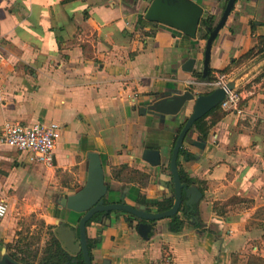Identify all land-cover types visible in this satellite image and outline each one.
<instances>
[{
  "label": "crops",
  "instance_id": "crops-1",
  "mask_svg": "<svg viewBox=\"0 0 264 264\" xmlns=\"http://www.w3.org/2000/svg\"><path fill=\"white\" fill-rule=\"evenodd\" d=\"M197 1L215 16L216 25L226 0ZM146 4L0 0V139L8 120L62 126L52 168L32 163L27 152L0 142V200L11 210L36 205L49 192L61 196L81 188L87 178V154L94 149L102 155L115 197L129 188L128 203L139 201L140 195L151 207L156 201L174 200L168 196L170 186L161 180L168 182L172 142L192 107L164 125L142 114L141 107L169 88L198 95L217 87L181 69L184 59L196 56L200 64L195 72H201L207 39H189L174 28L153 25L144 18ZM252 21L258 23L256 34ZM259 35H264V0H238L212 46L210 70L217 79L218 71L254 47ZM263 58L254 56L234 67L228 80ZM263 72L264 61L239 80L240 112L226 110L203 138L205 150L192 144L200 136L196 131L184 143L191 156H180V163L203 192L197 205L201 228L188 219L184 229L174 233L169 218H164L144 239L137 222L130 226L125 213L112 212L103 223L87 227L88 238L96 240L94 264L105 259L111 264H249L252 257L264 259V213L259 212L264 208ZM146 146L161 147L164 164L144 161ZM122 164L147 173L148 181L114 178ZM234 196L251 202L227 205L224 215L214 210L215 203L222 206ZM16 226L12 219H0V250H16L11 246Z\"/></svg>",
  "mask_w": 264,
  "mask_h": 264
},
{
  "label": "water",
  "instance_id": "water-1",
  "mask_svg": "<svg viewBox=\"0 0 264 264\" xmlns=\"http://www.w3.org/2000/svg\"><path fill=\"white\" fill-rule=\"evenodd\" d=\"M147 4L143 8L144 18L152 24H163L174 28L183 33L189 39H196L198 28L205 13V9L197 0H146ZM238 0H228L223 14L214 27H208L209 37L207 38L204 59L202 63L203 76L205 80L210 70V59L212 46L225 26L228 17L233 11ZM264 61L260 59L249 66L236 77L230 79L226 86H220L207 94H198L191 90H178L169 88L159 94L150 97L144 106L141 107L142 114H151L159 119L160 124L164 125L168 121H176L188 107H192V112L188 116L185 124L180 129L175 145L170 157V174L167 180L162 179L161 184L168 188L169 182L173 184V191L168 192V196L174 199L171 208L151 212L145 205L126 203L125 194L121 197V202L105 203L108 196V184L104 161L100 152L96 149L90 150L87 154L88 168L87 178L83 187L67 195H61L56 199L58 207L64 208L67 212L79 214L80 219L76 224L57 218L54 234L60 241L62 247L70 254L76 255L80 250L83 253L85 264H94L88 247L87 223L96 213L109 214L112 211H125L135 215L145 221H157L170 218L179 213L182 208L183 199L190 209H194L203 198V192L196 185L187 186L180 178L178 157L184 148L187 137L192 132L195 122L207 114L210 110L219 105L226 97L227 89L235 90L239 80L251 72L256 66ZM200 62L196 56H190L183 60L181 69L186 73H193L198 68ZM192 144L205 150L207 143L201 136H198ZM142 159L151 166L164 164V156L161 147L146 146L142 152ZM78 223V224H77ZM140 236L148 239L153 230L151 223H140L137 225ZM0 264H21L16 261L6 249L0 251ZM102 264H111L109 259H105Z\"/></svg>",
  "mask_w": 264,
  "mask_h": 264
},
{
  "label": "trees",
  "instance_id": "trees-1",
  "mask_svg": "<svg viewBox=\"0 0 264 264\" xmlns=\"http://www.w3.org/2000/svg\"><path fill=\"white\" fill-rule=\"evenodd\" d=\"M228 0H226L225 5ZM216 22V18L213 14H209L207 10H205V13L203 15V18L200 22L199 28H198V37L201 39H207L209 37V30L208 27H214ZM155 25V24H153ZM258 23L255 21L251 22V29H252V34H256L257 32V27ZM264 55V35H259L258 36V43L249 49L246 53L241 55L239 58L234 59L232 63L222 69L219 70V74H228L234 67H241L243 66L250 58L254 56H260ZM194 75L196 76L197 79L203 81V72H194ZM262 77H264V72L262 74ZM207 82H215L217 81V76L213 74L211 70H209V73L207 74V77L205 79ZM211 91H208L209 93ZM226 115V110L222 108V102L217 105L215 108L210 110L207 114H205L202 118L198 119L194 126L192 127L193 131H196L202 138H207L210 130L213 128V126L218 123L224 116ZM186 121H183L181 123V128L185 124ZM177 137L173 140L172 146L170 149L169 156H171L172 149L175 145ZM188 152L183 148L180 153L179 157L183 155H187ZM188 156H191V154H188ZM178 157V166H179V173H180V178L183 184H186L187 186H192L193 184L199 183L198 180L191 178L189 172L182 167L180 160ZM167 166L170 169V160L167 162ZM113 177L116 179H120L122 177H126L130 181H137L141 184H144L148 181L149 175L137 168H133L129 166L128 164H122L118 166L114 172H113ZM203 189V188H202ZM141 203H146L148 202V199L141 195V198L139 199ZM241 202H251V200L242 198V197H237L234 196L227 200L222 206L215 203L214 204V210L218 212L220 215L225 214V206L227 205H235ZM174 204V200H166V201H156L154 204L155 207H157L158 211H165L169 208H171ZM183 211L181 213H177L173 217L169 218V231L174 232V233H180L186 224V220H188V217H191L193 219L194 224L198 227L201 228L202 226V220L199 218V213H198V207H194L193 210H191V213L189 216H187V211L188 207L185 206L183 203ZM152 210V208H150ZM259 212L264 213V208H260ZM258 212V213H259ZM118 213V212H117ZM102 213H97L95 214L92 219L88 222L89 224L91 221H100ZM50 227H54L51 225ZM52 237L49 243L45 246L44 248V254L43 257L41 258L39 264H85V259L82 253L78 256V260L75 262H71L68 256V252L62 247L61 243L59 240H57L54 236L53 231L51 232ZM95 246V243L92 241L89 244V251L90 255L92 256L91 250ZM21 252H18L16 250L12 251L13 256L16 259H19L23 264H34L32 261H29L26 257H22L20 255ZM249 264H264V259L258 258V257H252L250 258V263Z\"/></svg>",
  "mask_w": 264,
  "mask_h": 264
},
{
  "label": "built area",
  "instance_id": "built-area-1",
  "mask_svg": "<svg viewBox=\"0 0 264 264\" xmlns=\"http://www.w3.org/2000/svg\"><path fill=\"white\" fill-rule=\"evenodd\" d=\"M227 78V74H222L212 84L216 87H225L229 81ZM241 100L242 95L240 92L236 89H227L226 97L222 101V107L224 110L240 112ZM61 136L62 126L57 122L24 124L22 122L8 120L3 125L0 142L11 148L27 152L32 163L52 168L55 165V150ZM9 209V204L5 200H0V219L8 215Z\"/></svg>",
  "mask_w": 264,
  "mask_h": 264
},
{
  "label": "rangeland",
  "instance_id": "rangeland-1",
  "mask_svg": "<svg viewBox=\"0 0 264 264\" xmlns=\"http://www.w3.org/2000/svg\"><path fill=\"white\" fill-rule=\"evenodd\" d=\"M60 177L62 176L60 175ZM52 196L56 195L49 192L48 195L44 196L45 198L38 199L36 205L14 206L6 216V218L17 222V237L11 246H14L16 251L21 252L22 257H26L34 264H39L44 254V248L51 240V232L54 227L50 226H56L54 215L58 213L56 211L58 204L55 198L59 195L55 198ZM39 200L48 203L43 204ZM179 263L181 264V261Z\"/></svg>",
  "mask_w": 264,
  "mask_h": 264
},
{
  "label": "flooded vegetation",
  "instance_id": "flooded-vegetation-1",
  "mask_svg": "<svg viewBox=\"0 0 264 264\" xmlns=\"http://www.w3.org/2000/svg\"><path fill=\"white\" fill-rule=\"evenodd\" d=\"M106 172V171H105ZM169 173H170V169H169V171H168ZM106 180H107V175H106ZM107 184H108V196L105 198V203H111V202H121V197H122V195H124L125 194V200H126V203H128L127 202V197H129V188L127 189V188H124L125 190L123 191V192H121V193H119L118 194V196L117 197H115L114 195H113V193H112V191H111V187H110V184H109V181L107 180ZM84 185V184H83ZM169 186H170V189H171V191H173V184H172V182H170V184H169ZM83 187V186H82ZM81 187V188H82ZM81 188H79L78 190H80ZM78 190H76V191H78ZM75 191V192H76ZM114 196V197H113ZM131 196V195H130ZM60 197V196H59ZM58 197V198H59ZM140 198H141V195H140ZM139 198V199H140ZM57 199V197L55 198V200ZM185 201H186V199L184 198L183 199V203L185 204ZM148 203V202H147ZM183 203H182V208H181V210L179 211V213H181L184 209H183ZM128 204H131V205H133V206H136V205H145V206H147V210L148 211H151V212H157L158 210H156L154 207H151V205H149V204H146V203H141L140 202V200L138 201H135L134 203H128ZM185 206H186V204H185ZM186 207H188V206H186ZM196 207H198V206H196ZM150 208H152V210H150ZM189 208V207H188ZM155 209V210H154ZM191 210H193V209H188V211H187V216H189L190 215V213H191ZM58 213H56V218H60V219H63V220H66L67 222H70V223H74V224H76V222H78V220L80 219V216L81 215H79V214H75V213H70V212H67L64 208H60V207H58V209L56 210ZM112 212H118V213H125L126 215H127V221L129 222V224H130V226H133V225H135V223L137 222V224L136 225H138V224H140V223H142V222H144V223H151L152 225L156 222V221H145V220H142V219H139V218H137L135 215H133V214H131V213H128V212H125V211H119V210H116V211H112ZM112 212H110L109 214H104V213H102V212H100V213H102L101 214V217H100V221H91V223L92 222H102L103 223V221L104 220H107L108 219V217L110 216V214L112 213ZM97 214V213H96ZM92 219V218H91ZM90 219V220H91ZM188 219H191V217H188ZM89 220V221H90ZM88 221V222H89ZM90 223V224H91ZM78 224V223H77ZM89 223H87V227L90 225ZM135 225V226H136ZM56 226H54V228H55ZM54 228H53V233H54ZM54 236H55V234H54ZM87 236H88V234H87ZM56 238V237H55ZM94 242L95 243V239H93V238H88V247H89V244L91 243V242ZM60 242V241H59ZM3 249V248H2ZM1 249V250H2ZM93 249V248H92ZM0 250V251H1ZM6 252L7 253H9L16 261H18V262H20L21 264H23L19 259H16L14 256H13V254H12V251H11V249H7L6 248ZM80 253H82V251L80 250L76 255H70L69 253H68V256H69V259L71 260V262H75V261H77L78 259V256L80 255ZM91 253H92V250H91ZM83 254V253H82ZM92 257V260H93V256H91ZM104 262V261H103ZM102 262V263H103ZM101 263V264H102ZM67 264H69V263H67ZM72 264V263H71Z\"/></svg>",
  "mask_w": 264,
  "mask_h": 264
}]
</instances>
